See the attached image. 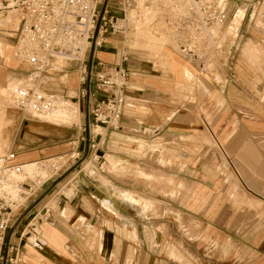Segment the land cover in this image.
<instances>
[{
    "label": "crops",
    "instance_id": "crops-1",
    "mask_svg": "<svg viewBox=\"0 0 264 264\" xmlns=\"http://www.w3.org/2000/svg\"><path fill=\"white\" fill-rule=\"evenodd\" d=\"M219 1L227 17L232 14L222 37L238 35L236 54L229 55L235 60L225 63L229 78L218 91L215 77L209 80L215 89L207 99L209 109L222 103L223 120L207 111L212 117L206 120L202 113L200 122L194 113L202 107L177 90L199 71L167 46L170 41L137 38L131 50L159 56L165 68L151 63L147 69V60L121 56L115 35L104 37L93 60V73L101 70L100 62L112 71L119 60L130 70L123 86L113 91L121 105L115 125H96L90 117L88 128V97L84 124L22 115L24 126L8 160L12 165L74 150L88 156L93 149L98 153L94 160L106 161L101 167L98 162L97 170L86 165L82 180H75L82 169L70 174L66 186L73 189L58 196V211L50 199L66 187L65 180L50 188L63 172L24 184V190L32 186L34 192L14 213L4 264H264V120L248 119L251 108L264 111V96L248 88L255 82L264 91V0H236V8ZM6 24L0 27V88L15 80L9 78L26 76V66L15 57L19 27L15 34ZM75 76L78 66L70 63L66 73L48 76L45 88L62 77L70 85ZM79 87L80 82L74 89ZM107 162L111 171L103 169ZM141 185L147 195L141 194Z\"/></svg>",
    "mask_w": 264,
    "mask_h": 264
},
{
    "label": "built area",
    "instance_id": "built-area-1",
    "mask_svg": "<svg viewBox=\"0 0 264 264\" xmlns=\"http://www.w3.org/2000/svg\"><path fill=\"white\" fill-rule=\"evenodd\" d=\"M106 1V7L102 12ZM0 2L5 7L16 9L21 16L15 57L26 66V76L20 84L14 86L11 94L13 106L22 113L24 119L47 118L54 113L61 101L65 103L70 101L45 88L48 76L66 73L70 63L77 64L82 74L80 82L87 83L89 77L87 54L99 21L97 45L107 34L125 32L122 23L125 18L113 13L115 0H0ZM196 2L200 12L197 14L206 24L224 23L227 20V13L219 0ZM120 3L123 6L132 5L131 0H122ZM93 65L94 63L91 67L90 88L83 89V95L88 97L89 115L96 125H115L118 122L121 105L119 97L113 91L123 86L119 84V80L126 78L130 70L124 61H118L111 68L118 74V80H115L113 72L103 62L99 63L101 70L96 73H93ZM79 155L77 152L76 156L72 154L71 157L78 158ZM10 156L12 155L7 156L6 164ZM6 167L14 168L18 173L23 171V165ZM52 170L48 178L59 175L61 167L54 164ZM6 184L7 181H4V184L0 183V264L5 263L6 257L3 252L14 213L34 192L32 186L23 190L24 182L16 184L14 188L5 187Z\"/></svg>",
    "mask_w": 264,
    "mask_h": 264
},
{
    "label": "rangeland",
    "instance_id": "rangeland-1",
    "mask_svg": "<svg viewBox=\"0 0 264 264\" xmlns=\"http://www.w3.org/2000/svg\"><path fill=\"white\" fill-rule=\"evenodd\" d=\"M132 1V5L131 6H123L120 2H122V0H115V9L113 10V13H115L116 16H119L120 18H125V21H123V25L125 32L123 33H117L115 34H107L108 35H115L116 38L119 40V46L121 48V56L125 57L128 54L129 58H142V61H146L147 60V69L152 68V64L151 63H155V68L159 70H164V66L162 65V63L159 60V56H153V55H149L146 52L143 51H136V50H131L127 44H126V40H127V35L131 34V30L133 29V24L130 23L129 19H128V14H130L132 11H137V17L140 18V14H139V5H138V0H131ZM225 3H228L229 6V2H231V4L233 5V8H236V0H224ZM247 2L245 0H242V2ZM257 1V0H256ZM250 3V2H249ZM253 3V2H251ZM1 6H4V4H2L0 2V12L3 13H7L5 18V21L8 23L6 24L8 29L12 30L15 34H16V30L19 27V22H20V14L18 11H15L13 8L10 7H6V8H2ZM124 8V9H123ZM7 10H14V12H9ZM232 14H229L227 17V20L224 23H207L206 25L208 26H212L213 24H219L221 25L224 29L226 28L230 18H231ZM164 20L166 21V24H171L172 26L175 27V30L178 32L179 37L177 38V44L178 46H175V44L173 42H168L167 46L173 50H175V52L179 53L181 56L183 55L184 59L188 60L190 63H193L196 65V68L198 69V74L196 75V77L193 79V81L188 85V86H183V85H176L177 90L179 91H183V93H185L186 95H190V97H187L186 99L188 101H192L191 98H193V101L198 102L199 107H202L201 110H197L195 114V116H198L200 122H202L201 119V115L202 113H204V118L207 120L208 118H211L212 115L207 114L209 112H214V115L216 117H220V120H223L224 118V111H223V104L222 103H216V104H212L211 108L209 109V102H207L208 97L211 94V91L215 90L218 91L220 89V85L224 84L226 79L229 78V76H227L226 71H225V63L226 62H231L235 59H231L230 58V53H232V56H235L236 51H237V34H225L224 37L218 36L215 39V45H211L209 44V40L207 39V35L205 31L204 23L202 18H200V16H198L197 12H193L190 15H187L184 19L179 21V24L175 23V21L173 19H171V15L166 14L164 16ZM178 21V20H177ZM238 24V22H237ZM2 27V25L0 26ZM196 29V31H199V33H201L199 36L198 35H194L195 39H192V32L190 30H192L193 28ZM192 28V29H191ZM232 28V27H231ZM236 28V26H235ZM235 28L233 27L232 29L234 30L233 32H235ZM11 32V31H10ZM239 33V32H238ZM6 35H9L7 33H4ZM186 36H191V39L189 37ZM196 38H202L201 42H197L198 40ZM93 40V39H92ZM91 40V41H92ZM189 43L188 45L190 46V48L193 50L192 52H190V54H194L195 52H200L199 53V59H195L194 55H190L187 54V52H183V48L184 47H180V45H184L186 48V44ZM201 44V48L198 47V45ZM126 46V47H124ZM91 52V48L90 51L87 54V57H89ZM231 56V57H232ZM120 61V60H119ZM126 62V61H125ZM151 65V66H150ZM203 65V66H201ZM201 66V67H200ZM88 72H90V64L88 67ZM113 75H114V79H118V74L116 73V71H112ZM153 72L157 73V71ZM254 70L252 71H248L247 75L249 77V79H251L252 74L254 75ZM81 73L79 71V77L77 78L75 76V80L73 81V83L71 82V84L69 85V78L67 77H62V78H58V79H54L55 81L52 82V84H50L49 86V90H53L54 92H56L57 94H59L60 96H64L66 97V99H69L70 101H74L77 102L79 105V108L81 110L80 113H78L77 115H75V119H79V121L74 122L70 125L64 124L63 122H66L64 119L65 118H58V119H53V120H49V118H42L41 120H47L50 122H56V123H60L62 125H67V126H73L74 124H79L82 123L84 124V117H85V111L87 110V95H83V89H87V83H81L80 82V78H81ZM213 77H215L216 79V83H215V89L213 88V86H209V80H211ZM10 79H15L16 80V85L20 84L22 80H19L17 78H9ZM68 80V81H67ZM8 80H6L5 82H7ZM59 82L64 83L66 86L68 85L69 89H66L65 87H63V85L59 84ZM68 82V83H67ZM79 82H80V93H79V88L74 89L77 84L79 86ZM119 83L122 84L124 83V80H119ZM15 85V86H16ZM93 86V85H92ZM254 86V87H253ZM253 86H250V82H249V91H252L253 93L256 94V96H259L260 98H262L264 96V91L260 92L258 91L257 87H255V82L253 84ZM219 88V89H218ZM182 89V90H181ZM211 89V90H210ZM251 92V93H252ZM66 94H68V96H66ZM72 96H76L74 98H72ZM218 101V100H217ZM213 103V102H212ZM264 106V102L260 104L261 106ZM203 106L205 107L203 109ZM207 108V109H206ZM212 112V113H213ZM249 116V120H254V121H260V120H264V111L261 109H259V107H253L251 108V113L248 114ZM92 120V118H91ZM231 121L230 125H233L234 122ZM92 123H94V121L92 120ZM228 125V124H227ZM24 126V123L22 122V113L16 109L10 102V91H9V85L6 87H1L0 88V174L3 172L4 168L6 166H12L11 163L8 162V164H6L5 160L7 158V156L14 151V143L15 140H17V138L21 135L22 132V127ZM220 138V137H219ZM72 154H74L75 156L77 155V151H72L71 153L64 155L62 158H54L52 160H46L41 162L42 164H44V168L40 170V172L42 174H44L45 176H41V177H37V178H32V177H27L24 180H22L20 183L24 182H30L29 180H33L37 183H40L42 181H44L45 179H47L50 175L51 172L53 171V165L56 164L58 167H61V170L59 171V173L61 174L62 172L65 173L68 170H70L72 167L77 166V168L75 169L76 171H79L80 169H82V173L79 174L75 180H82V175L84 173H87V169H86V165L93 167L95 170H97V163L99 165V167L102 166V163L105 162V158L100 159L98 162L95 159V157H98V153L94 151V149L91 151V154H89L88 156H84L83 154H80L78 158H74L71 157ZM105 157H108V155H106ZM70 158V159H69ZM89 160V161H88ZM109 161H111V159L109 158ZM6 164V166H5ZM28 170L33 171L34 168L36 167V164L33 165H28L27 166ZM88 168V167H87ZM46 169L47 171V175H46ZM103 169L106 171H111L113 168L109 166V163H105L103 165ZM73 170V171H75ZM118 169H115L114 172H119L116 171ZM75 171V172H76ZM29 173H31L29 171ZM62 173V174H63ZM61 174V175H62ZM71 174V173H70ZM70 174L67 176V180L66 178L63 180L64 183L63 185L66 186V183H68L70 181V179L72 178V176H70ZM137 174V173H136ZM60 175V176H61ZM138 176H140L139 174H137V178ZM74 177V176H73ZM149 182V180H148ZM149 185L151 187L152 185V189L153 190H158V186L156 185V183L154 181L149 182ZM25 186H28L25 185ZM67 188H72L73 186L72 184H69L68 186H66L64 189L63 187H61L60 189H56V191L52 194L53 196L51 197V203L49 204L50 207L54 208L55 210L58 211L59 207L56 206L57 202H58V196H61V194L64 193V191H70L72 192V189H67ZM21 189V187H20ZM26 189V188H24ZM23 189V190H24ZM67 189V190H66ZM139 189L141 190V194H145L147 195L146 192L149 193V191L143 192L144 189L141 186H139ZM156 194V193H154ZM159 200H156V210L158 208L159 205ZM155 210V208L153 209ZM154 212V211H153ZM152 212H148V214H150ZM151 216H154V214H150ZM83 222V221H82ZM218 247V245H216ZM222 249L225 250V253H227L229 251L228 247H223ZM209 251V250H207Z\"/></svg>",
    "mask_w": 264,
    "mask_h": 264
},
{
    "label": "bare ground",
    "instance_id": "bare-ground-1",
    "mask_svg": "<svg viewBox=\"0 0 264 264\" xmlns=\"http://www.w3.org/2000/svg\"><path fill=\"white\" fill-rule=\"evenodd\" d=\"M138 5H139L140 18L137 17V13H136L137 11H132L130 14H128V19L130 23L133 24V29L131 30V34L127 35V40L125 42L130 49H132V46L135 44L139 36L152 38L156 40L170 41L173 42L175 46H178L177 38L179 37V34L175 30L174 26H172L169 23L166 24V21L164 20V16L166 14L171 15V19H173L175 23L179 24V21L184 19L187 15H190L193 12V10L194 12L200 14L197 8L196 0H138ZM1 7L6 8L4 6ZM14 10L17 11L16 9ZM14 10H7V11L14 12ZM6 14L7 13L0 12V23L2 22L1 23L2 25L3 22L7 21V20L5 21L4 18ZM203 23H204L203 27L205 28L204 32H206L207 39L209 40V44L215 45L216 43L215 39L220 35L222 37L223 27L219 24H213L212 26H208L204 21ZM190 31L193 33L192 39H195L194 35L199 36L201 34L199 33V31H196L195 28H193ZM189 38L191 39V36ZM196 39L198 40L197 42H201L202 40V38H196ZM188 44L189 43L186 44V48L184 45L182 46L180 45V47H184L182 49L183 52H187V54H190V52H192L193 50L190 48ZM201 46H202L201 44L198 45L199 48H201ZM201 52L202 51L198 53L195 52L194 54H190V55H194L195 59H199L200 57L198 55ZM16 83H17L16 80H14L9 84L10 102L12 105H13V101H12L11 93ZM80 112L81 110L77 102L68 101V103H65V101H61V103H59L58 108L54 111V113L48 115V118L49 120L65 118L64 120L66 122L63 123L70 125L77 121V119H75V115H77ZM33 164H36L37 168H34L33 171L28 170L27 166ZM43 168H44L43 164L39 161L30 164H24L23 171L20 173H18L14 168L5 167L3 172L0 174V183L2 182L4 184V181H7L5 187L14 188L16 184H19L22 180H24L27 177L37 178V177L45 176L40 172V170ZM29 171L31 173H29ZM47 171L48 170L46 169V175H47Z\"/></svg>",
    "mask_w": 264,
    "mask_h": 264
},
{
    "label": "water",
    "instance_id": "water-1",
    "mask_svg": "<svg viewBox=\"0 0 264 264\" xmlns=\"http://www.w3.org/2000/svg\"><path fill=\"white\" fill-rule=\"evenodd\" d=\"M106 4H107V1L104 3L103 5V8H102V12L104 11L105 7H106ZM99 25H100V21L98 23V26L95 30V34H94V37H93V40H92V46H91V52H90V72H89V77H88V90L90 88V83H91V77H92V70H91V67H92V64H93V60H94V55H95V51H96V48H97V38H98V35H99ZM90 116H89V111H87V126L88 128L90 127ZM77 168V166L75 167H72L70 170H68L67 172L63 173L60 177H58L52 184L51 188H50V191L52 189H54L59 183H61L65 178H67V176L73 172V170H75Z\"/></svg>",
    "mask_w": 264,
    "mask_h": 264
}]
</instances>
